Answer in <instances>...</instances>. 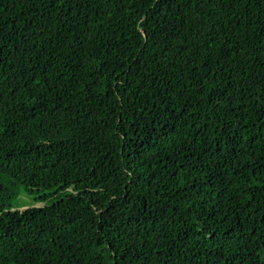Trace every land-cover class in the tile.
<instances>
[{"label": "trees", "instance_id": "1", "mask_svg": "<svg viewBox=\"0 0 264 264\" xmlns=\"http://www.w3.org/2000/svg\"><path fill=\"white\" fill-rule=\"evenodd\" d=\"M0 264H264V0H0Z\"/></svg>", "mask_w": 264, "mask_h": 264}, {"label": "rangeland", "instance_id": "2", "mask_svg": "<svg viewBox=\"0 0 264 264\" xmlns=\"http://www.w3.org/2000/svg\"><path fill=\"white\" fill-rule=\"evenodd\" d=\"M36 206H40V205H36Z\"/></svg>", "mask_w": 264, "mask_h": 264}]
</instances>
